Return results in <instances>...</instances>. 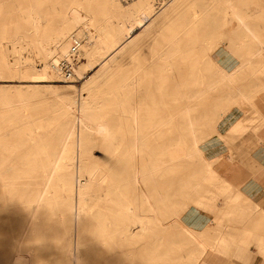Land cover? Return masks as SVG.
Masks as SVG:
<instances>
[{"label":"bare ground","instance_id":"bare-ground-1","mask_svg":"<svg viewBox=\"0 0 264 264\" xmlns=\"http://www.w3.org/2000/svg\"><path fill=\"white\" fill-rule=\"evenodd\" d=\"M172 1L159 0L154 3L156 5L154 10L152 0H134L129 5L130 16L125 12L115 22L112 20L113 12L120 9L116 0H27L17 1L18 3L15 0H0V42L7 36L6 34H10L14 42H19L20 47L25 43L23 47H33L42 62L40 69L28 68L21 71L15 66L18 60L15 59L12 63L8 48H3L0 50V79L14 77L21 82H51L60 75L71 81L76 74L80 80H84L81 90H89L82 100L70 101L60 98L56 101L54 111L65 118L67 128L59 131L57 133L59 137L54 139L48 136V131L52 129H44L43 120L46 118L36 114L38 107L36 108L35 102H32L33 96L22 93L16 96L12 94L0 96V264H187L182 257L179 258L176 251L178 247H182L177 243L183 236L168 237L160 249L159 241H153L149 243L145 252L136 253L130 248L116 252L114 249L120 245L132 244L135 237L151 226L150 223L157 213V204L154 202L156 199L164 200L165 207L170 208L177 204L179 197L189 198L194 191L195 180L187 174L191 171L189 170L181 181L177 180L176 175L175 179L173 177L170 182L164 183L162 186L164 193L161 197L153 199L147 192L139 194L137 196V199L141 200L139 205L144 204L147 207L146 213L143 211L134 214L130 206L131 183L138 188L145 182L146 174L151 175L150 178L154 180L153 176L159 172L160 166L156 168L154 160H150L147 167L146 163H134V158L144 155L148 145L154 142L148 140V134L164 136L163 148L171 161L165 168L166 172L173 173L181 159L191 157L192 150L195 154H200L197 135L200 120L192 117L195 106L193 101L198 94L194 90L190 92L186 90L190 85L200 82L202 84V81L195 80L188 74L187 79L173 82L171 88H168L170 84L168 86L166 84L167 75H159L160 77L156 78L158 91L156 92L155 88L151 93V99L153 106L157 102L162 104L161 117L158 114L159 109L157 113L155 108L145 110L150 115L154 128L155 123L159 124L158 131L149 133L144 131L141 121L145 117L140 114V109L134 110L130 129H124L120 124L121 116L116 118L113 112L108 117L104 116L102 120H94L96 117L92 115V111L102 105L94 93L98 78L97 69L105 68L106 76H111L113 68L110 63L115 53L133 47V42L140 33L137 31L139 25L155 23L159 17L155 16L158 10L161 11ZM98 18H101L100 34L91 30L93 25L96 26ZM74 28L76 30L73 31ZM174 39L173 35L169 39L171 47L166 49L162 65L166 72L176 69L175 63L180 59L179 55L180 57L185 55L180 49L174 48L176 44ZM74 40L79 44L76 61L72 57ZM13 51L19 52L17 45H13ZM241 54L243 53H240L242 57ZM62 61L73 62L72 74H63L59 68ZM156 62L158 64V61ZM254 66L251 68L256 70ZM157 68L161 70V67ZM245 69L247 70V67ZM252 69L248 72L253 73ZM259 70L257 69V73ZM244 74L246 75L245 72ZM205 76L208 78V74ZM138 80L139 77L134 76L131 83L126 82L123 86L133 85L136 89ZM211 83L209 86L213 89L224 86L222 85L224 82L220 80ZM154 86L157 87L156 82ZM38 87L33 84L15 85L16 89L33 90ZM230 95L222 94L216 97L214 108L216 110L223 108L229 99L242 100L238 99V96ZM152 96H158V101L156 102L157 98ZM161 96L162 99L159 101ZM30 106L33 107L29 108ZM56 114L54 119L57 118ZM219 118L221 117H218V121ZM11 129L18 130L21 135L15 143L5 137L7 130ZM120 133L122 139L117 140L116 136ZM30 143L31 145L24 149ZM97 144L105 153L99 158L91 153L93 145ZM17 147L25 152L19 158H16ZM152 150H155V144ZM100 158L103 160L102 164L109 170L108 175L104 177L108 191L102 197L104 203L100 204L101 209L105 205V210L98 212L87 210L86 204L89 188L97 185L95 170ZM86 172L91 176V182L84 177ZM213 182L216 187L214 199L218 194L229 190L231 193L235 192L230 197L232 201L240 200L238 190L222 179L217 172ZM210 194L203 198L211 201ZM197 198L201 200L198 201L201 206L202 195ZM4 213L15 214V218L7 221L4 219ZM131 223L136 224L139 230L132 229ZM71 229H74V232L69 235ZM185 230L191 234V228L186 227ZM236 237L243 239L244 235ZM172 238L174 240H170ZM186 238L194 239V243L198 240L192 234L186 235ZM154 239L160 240V237L156 236ZM213 239L216 240L214 245L208 241H197L199 242L197 248L204 254L210 247L230 251L238 245L233 244L229 240L231 237L228 239L224 234ZM42 252H47L43 254H48L49 257L45 260L39 259L38 254ZM105 255L108 256L104 260ZM196 264H207V261L200 257L196 259Z\"/></svg>","mask_w":264,"mask_h":264},{"label":"rangeland","instance_id":"rangeland-1","mask_svg":"<svg viewBox=\"0 0 264 264\" xmlns=\"http://www.w3.org/2000/svg\"><path fill=\"white\" fill-rule=\"evenodd\" d=\"M17 1H27V0H15ZM119 4L120 9L116 10L115 13L113 12L112 20L117 21L118 17L125 12H127V16H130L128 11L130 10L131 3L134 0H116ZM159 0H152V6L155 10V4ZM165 2L166 0H161ZM168 2V1H167ZM170 2V1H169ZM18 3V2H17ZM155 3V4H154ZM159 5V4H158ZM101 18H98L96 26H92L91 30L95 33L100 34L101 30L100 20ZM154 23L151 25L146 26L140 24L137 31H140V33L137 35V38L135 39L134 46L129 47L128 49L124 51H119L115 53V57L111 61L112 71L113 74L111 76L107 77L106 75V69L102 67H98L97 69V81L94 88V93L98 101L102 102V105L97 110L92 111V115L96 117L94 120H102L105 117H108L110 113L113 112V115L117 118L118 116H121L122 121L120 124H122L124 129H130L131 128V122L133 117V112L136 109H140V114L144 115V119L141 121L143 124V128L145 132H154L158 131L159 124L155 123V128L153 126V121L150 118V115L146 113L147 108H155V112H159L161 117V108L162 104L158 101V96H152L156 97L157 104L155 106L151 99V93L155 91H158L157 88V82H158V76L167 75V86L168 88H171L173 82H176L180 80L176 77V69L172 70L171 72H166L162 69V65L164 62H162V65L158 66L157 62L159 59L158 53H152V51H158V49L154 48H148L144 45L149 42V40L152 38V33L146 32L144 34V29L147 30L150 29ZM76 30V28L73 29V31ZM135 31V32H137ZM144 34V35H143ZM7 36H4L1 39L0 42V50L3 48H8L9 53V59L12 63H14L15 59L18 60V63L15 64L17 68H19L21 71L28 69V68H42V62L37 57L36 52L33 47H23L22 45L20 47L19 42H14L13 37L10 36V34H6ZM13 45H17L19 48V52L13 51ZM164 53V49H163ZM166 55L163 54V59L161 61L165 60ZM83 61L84 59L81 58ZM155 67V68H154ZM157 67H161L160 71ZM103 69V70H102ZM104 71V72H103ZM90 72V71H89ZM99 72V73H98ZM104 73V74H103ZM11 76H14V74H11ZM74 77L73 80L70 81V79H64V77L57 76L54 78V81L51 82H21L18 81V79L14 77H2L0 79V96L3 95H10L16 96L18 93L31 95L34 97L33 103L36 104L38 116L45 117L46 119L43 120L44 122V129H52V131H48V136L50 139H54L59 137L58 132L66 129V122L65 118L61 116L60 113H57L54 111L56 109V101L60 98H64L65 100H73L79 99L82 100L83 97H85L89 90H81V87L83 85L84 80H80V78ZM139 77L138 84L135 86L137 87L134 89L133 85L123 86L126 82H132V77ZM159 76V77H160ZM78 78V79H76ZM157 78V79H156ZM163 81V78L161 79V82ZM75 82V83H72ZM156 82L157 87H153L154 83ZM27 84H33L35 86H39L37 89H16L15 85H22L26 86ZM74 85V86H72ZM10 86V87H8ZM53 86V87H50ZM4 87V88H3ZM223 89V88H219ZM213 89L214 91L219 90ZM161 91V88H160ZM83 95V96H82ZM221 96V95H220ZM201 95H198L195 97L196 99L199 98ZM218 97V96H217ZM81 98V99H80ZM162 99V96L159 97V101ZM216 99V98H215ZM33 104V105H34ZM101 104V103H100ZM33 106H30L29 108H32ZM41 110L39 111V109ZM57 115V118H53ZM148 114V116H147ZM162 127V125H160ZM17 129V128H16ZM166 130V129H163ZM7 134L5 137L10 140L11 142L15 143L18 139H20L21 135L18 133V130H7ZM10 132H13L11 134ZM121 133L120 135L116 136L117 140H121ZM129 138V137H128ZM148 140L153 142L150 143L147 147V150L145 151L144 155L142 156H136L134 158V163L140 164V163H146V167L148 166L150 160H154L156 168H159V172H156L153 176L154 180H152L151 175L146 174L145 182L139 185L138 188L134 187V185L131 183L132 192H130V196L132 198V203L130 206H132V211L134 214L141 213V212H147V207L141 203L140 199H137V196L139 194H143L144 192H147L150 194L153 199L156 197H159L160 194L162 195L163 192V184L166 182H170L171 179L176 177L177 180L181 181L182 178H184L183 175L190 174V177L195 180L194 182V191L190 195V197H179L177 200V204L172 205L170 208L165 207L164 201H159V199H156L154 202L157 204V213L154 216V219L151 221V226L147 229L141 232L138 237H135L132 244L129 245H120V247H116L114 251L121 252L128 248H130L132 251L138 253L141 251H147L149 243H153V241L158 240L159 241V249L160 247H163L165 242H167L168 237L171 238L174 235L183 236V239L179 241V243H176L179 246H182L181 248H177V255L179 258H183L187 264H196L197 258H203L204 260H208L209 257H214L217 261L212 262H222V264H233L234 262H237V264H253L256 256L254 255L251 248L254 247L255 240L252 238L254 235H258L259 233H262L264 231V223L259 224L253 221L248 214H244L240 216L239 209L234 204H239L241 200L239 201H232L230 198L231 195H234L235 192H229V190H226L220 194L217 195V197L214 199L215 193L211 194L212 196V202L215 205H199L198 200L201 196V193L198 192V188L200 186L203 187H210V185H207V180H204V184L201 185L198 183L197 179V167L199 163V159L196 157L194 150H192L191 157H185L178 162L176 166V170L174 172H166V169L168 165H170L171 161L168 158L167 154L164 151L165 144L164 136H158L153 135L150 133V136L148 134ZM187 144L188 141H186ZM155 144V150H152V146ZM31 145L28 144V146L24 147L26 149ZM189 146V145H186ZM159 147V148H158ZM106 149H104L105 151ZM112 152V151H111ZM91 153L93 155H97L98 158L101 157L103 153L102 149L97 145H93L91 149ZM25 154V152H22V148L20 150L18 147L16 148V158H19L21 155ZM92 155V156H93ZM98 160V159H97ZM103 160L100 158L98 160V167H96V178L97 179V185H93L88 190V198H87V204L86 209L87 210H93V211H100L105 210V205L100 207L101 203H104V195L108 191V184L107 181L104 179L105 176L108 175L109 168L107 166H104L102 164ZM77 166V162H76ZM183 169V170H182ZM147 170V169H146ZM183 171V174L181 172ZM191 172V173H190ZM175 174V175H174ZM88 182H91V176L88 172L85 173L84 176ZM196 177V178H195ZM201 182V181H199ZM215 187V186H214ZM216 188V187H215ZM194 193V194H193ZM209 194V193H207ZM200 195V196H199ZM206 199V198H205ZM205 199L204 202L206 201ZM140 200V201H139ZM210 201V200H209ZM202 203V202H201ZM198 204V205H197ZM233 205V206H229ZM95 208V209H94ZM172 208V209H171ZM171 210L172 213L170 212ZM174 212V213H173ZM215 215V222L212 223L211 228L209 229L210 232H208L205 227V224H202V217L205 219L207 214ZM4 219L5 220H13L15 218V214H8L4 213ZM221 221H224L222 224ZM188 222H195L194 224L196 227L200 229H205L202 231H197L193 227V223ZM254 224L257 226L253 227ZM76 224H74V228L76 229ZM245 225H249L250 227H245ZM15 226V223L12 225ZM71 227V226H70ZM83 227V224L80 225V228ZM157 227V229L155 228ZM189 227L192 229L191 234L194 235L198 240H195L191 238H186L187 236H191L190 233L186 232L185 228ZM234 227H238L239 234L237 231L234 233L233 229ZM131 228L135 231L139 230V227H137L136 224L131 223ZM155 229V230H154ZM74 229H71L69 232L70 234H73ZM190 232V231H189ZM15 234V233H14ZM226 235L227 238L231 237V240L233 244L237 245V247L233 248L230 251H221L218 249H215L213 247H210L206 253H202L200 249L197 248L198 243L197 241H208L210 244H215L216 240L213 239V237L217 235ZM238 236L244 235V238L241 239ZM160 237L159 239H154V237ZM209 236V238H208ZM250 238H246L249 237ZM70 237V236H69ZM170 240H174L173 238ZM127 247V248H126ZM47 252H42L38 254V258L45 260L49 256L48 254H43ZM248 253V255H247ZM108 255L103 256L104 260L107 258ZM145 257V256H144ZM224 262V263H223Z\"/></svg>","mask_w":264,"mask_h":264},{"label":"crops","instance_id":"crops-1","mask_svg":"<svg viewBox=\"0 0 264 264\" xmlns=\"http://www.w3.org/2000/svg\"><path fill=\"white\" fill-rule=\"evenodd\" d=\"M263 6L264 0H173L161 11L158 10L155 16L159 17L154 25L148 30L144 29V34L152 33V38L144 46L158 49L152 53L159 54V66L164 61L161 59L163 54L166 55V49L171 47L169 39L173 35L176 43L174 48L185 54L182 57L179 55L180 59L176 60V77L183 80L191 74L193 79L202 81V84L200 82L190 85L186 90L187 92L194 90L198 95H203L202 98L199 97L201 99L193 101L195 106L193 105L192 117L200 120L197 135L198 147L201 148L200 154L194 155L199 159L197 182L203 185L206 179L210 187L200 186L198 192L202 198L205 195L209 196V191L211 194L214 193L213 179L217 172L222 179L238 190L241 201L234 205L239 209L240 216L248 214L259 224L264 223V64H261L264 62ZM240 53H243L242 57ZM260 54L262 55L259 56ZM251 66L260 69L258 73L257 69L254 70ZM249 69H252L253 73L248 72ZM207 74L208 78L205 76ZM216 80L224 82L222 90L214 91L210 88V83ZM245 89L247 91H244ZM222 94L238 96V99L242 100L229 99L223 108L216 110L214 100ZM219 116L221 119L218 121ZM161 196L160 194L159 197ZM159 201L164 200L159 198ZM202 202V206L215 205L209 199ZM204 217L206 218L202 217L201 222L210 232L215 215L208 213ZM188 223H193L197 231L205 230L197 228L195 222ZM255 226L257 225L254 224L253 227ZM233 230L234 233L236 231L239 233L238 227H234ZM252 238L255 243L251 250L256 256L253 264H264V231ZM214 257H209L206 260L207 264H222L212 262L217 261Z\"/></svg>","mask_w":264,"mask_h":264},{"label":"built area","instance_id":"built-area-1","mask_svg":"<svg viewBox=\"0 0 264 264\" xmlns=\"http://www.w3.org/2000/svg\"><path fill=\"white\" fill-rule=\"evenodd\" d=\"M78 47H79V44L77 43L76 40H74V46H73V54H72V57L74 58V61L77 60V56H76V52L78 50ZM60 63V62H59ZM73 63V62H72ZM72 63H67L65 61H62L60 64H59V68L62 70L63 74H72Z\"/></svg>","mask_w":264,"mask_h":264}]
</instances>
